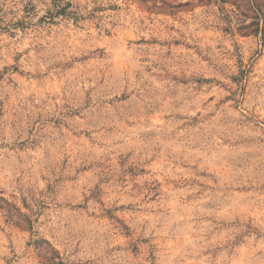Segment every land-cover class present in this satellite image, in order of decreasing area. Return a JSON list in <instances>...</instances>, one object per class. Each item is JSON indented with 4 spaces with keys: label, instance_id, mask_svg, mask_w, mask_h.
I'll list each match as a JSON object with an SVG mask.
<instances>
[{
    "label": "rangeland",
    "instance_id": "1",
    "mask_svg": "<svg viewBox=\"0 0 264 264\" xmlns=\"http://www.w3.org/2000/svg\"><path fill=\"white\" fill-rule=\"evenodd\" d=\"M262 38L264 0H0V264H264Z\"/></svg>",
    "mask_w": 264,
    "mask_h": 264
},
{
    "label": "clouds",
    "instance_id": "2",
    "mask_svg": "<svg viewBox=\"0 0 264 264\" xmlns=\"http://www.w3.org/2000/svg\"><path fill=\"white\" fill-rule=\"evenodd\" d=\"M78 238V237H77ZM62 242H65V243H67L66 241H62ZM75 246V244H74V242H73V247Z\"/></svg>",
    "mask_w": 264,
    "mask_h": 264
},
{
    "label": "trees",
    "instance_id": "3",
    "mask_svg": "<svg viewBox=\"0 0 264 264\" xmlns=\"http://www.w3.org/2000/svg\"><path fill=\"white\" fill-rule=\"evenodd\" d=\"M262 40H264V38H262Z\"/></svg>",
    "mask_w": 264,
    "mask_h": 264
}]
</instances>
